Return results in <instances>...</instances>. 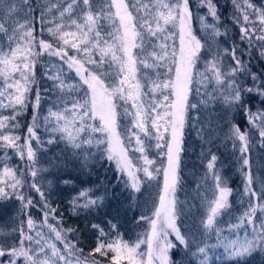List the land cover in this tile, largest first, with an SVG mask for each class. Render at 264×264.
<instances>
[{
	"label": "snow or ice",
	"instance_id": "obj_1",
	"mask_svg": "<svg viewBox=\"0 0 264 264\" xmlns=\"http://www.w3.org/2000/svg\"><path fill=\"white\" fill-rule=\"evenodd\" d=\"M189 2L190 0H102L95 6L93 0H58L45 9L47 12L55 9L59 13L53 21H48L53 25L47 31L54 42L39 39L37 43L29 18L34 11L29 0H0V107L11 108L13 112L10 117L0 116V148L15 149L21 159L25 157L26 151L29 162L27 172L32 177L30 188L43 199L44 220L41 227H47L51 234L45 237L43 232L38 231L35 237L32 236L30 233L35 222L29 216L28 233L22 222L18 242L11 246L0 243V257H10L8 264H19L18 258L23 259V264H99L98 261H90L88 257H84L83 250L67 238V233L73 229H63L48 221L49 213H55L56 210L50 209L42 186L36 182L39 170L35 168L36 150L31 144L32 140L38 146L42 144L37 135L40 128L39 115H33V122L27 127L25 137L8 132V122L16 119L19 114L18 106L20 110L26 107L27 93L35 82L37 58L45 54L58 57L79 77L78 84L67 85L60 74L62 68L55 76L51 75V70L46 72L49 79L57 82L56 86L61 92L65 88L72 92L84 89V96L73 99L70 107L58 111L49 110L44 117L45 130L59 133L60 139L72 149L94 143L109 161L116 164L118 172L127 175L126 187L132 192L141 191L143 181L138 173L142 172L147 181L156 180L161 173L163 175L152 216H141L142 220L148 222L149 229L138 236L134 243H129L120 235L108 238L103 228L93 225L94 229H99V236L92 252L105 257L111 253V264H181L170 257V251L177 244L168 237L174 235L179 245L186 249V254L190 252L193 257H197L198 264H208L209 248L217 245L210 246L207 238L214 232L219 241L218 217L230 209L229 196L232 190L223 185L222 177L216 170L218 157L212 154L207 169L214 177L215 184L211 198L205 195L206 208L201 219L204 231L198 239L195 234L182 232L177 226L178 212L174 194L185 127L191 111H198L202 104H207L205 100L194 103L190 97L196 84L214 80L217 86L215 91H219L229 108L236 104L243 105V93L235 81L236 73L243 65L233 48L231 57L236 62L235 67L226 71L222 67L221 52L218 50L211 60L206 61L205 72L195 70L201 50L205 47L210 49V46L207 42L202 43L193 32ZM205 2L211 16L216 18L212 0H201V3ZM243 3L245 7L244 24L240 27L241 40L249 38L251 43V37L257 31L255 26L247 27L253 23L247 9H252V14L257 16L262 26L258 29L261 34L255 36V39L264 41V9L257 8L250 0H243ZM25 8L28 9L27 12H24ZM21 12H24L23 22L17 19ZM103 22H107L111 31H104ZM41 23H44L43 13ZM201 23L205 31L210 30L213 39L221 35L219 28L208 24L203 17ZM69 49L74 54H70ZM223 51L227 54L229 50ZM255 79L253 75V80ZM248 91L251 92L252 89ZM199 93L200 89L196 87L195 94ZM260 94L264 96V91ZM5 100L7 103H4ZM120 102H123V116L131 118L130 126L126 125L123 129L119 123ZM39 107L40 92L37 89L34 112ZM191 119L195 121L194 117ZM248 122L258 129L264 146V112H248ZM196 123L198 121L193 123V128ZM12 127L18 128L19 125L14 124ZM250 133L251 130L242 132L239 126L232 124L227 134L233 139L234 147L235 141L240 142L242 170L249 169L243 173V196L248 197V206L238 217L237 223L230 224L229 228L236 230L251 225L253 232L246 233L243 239L237 235L236 239L223 243L228 259L237 264L257 252H264V220L259 225L256 223L260 219L257 212L264 214V203L260 202L264 201V179L258 180L261 190L256 191V181L245 155L249 151ZM197 135L204 140L203 126L197 129ZM21 140L23 144L20 143ZM152 140L156 141L157 154L162 158L159 166L147 154ZM52 142L49 139L48 143ZM130 151L140 153L138 160L142 164L134 160ZM26 183L23 170H15L7 164L0 170V201L13 197L19 200L22 215L34 203L22 191ZM81 198L84 203L77 205V200ZM102 199H92L87 191H82L79 197L73 199L74 211L76 206L89 209ZM110 226L112 230H117L116 224ZM57 241L62 248L58 247ZM142 245L146 249H142ZM193 248L195 251H192Z\"/></svg>",
	"mask_w": 264,
	"mask_h": 264
},
{
	"label": "trees",
	"instance_id": "obj_2",
	"mask_svg": "<svg viewBox=\"0 0 264 264\" xmlns=\"http://www.w3.org/2000/svg\"><path fill=\"white\" fill-rule=\"evenodd\" d=\"M239 1L212 0L216 8V18L221 33V38H217V41H219L218 45H209L210 37L207 31L201 32L198 27L196 16L204 13V10H206V2L201 3V0H190L189 2L190 11L194 16L195 33H198V37L201 40L209 39L207 42L210 49L209 47L203 48L200 59L204 57V59L208 58V60H211L213 54L219 50L221 52V60L225 61L226 59L229 61L231 67H235L236 62L231 57V50L233 48L236 49V56L243 65L242 69L235 76L236 85L240 87L243 93V105L236 104L229 108L225 106L219 91L214 92V95L208 99V95H205V93L212 91L210 85H206L203 88L199 85L194 86L193 94L190 97L192 102L195 103L200 100H205L210 105L204 107V104H202L198 111H191L190 113V119L185 127L183 151L180 158V169L178 171L181 179L179 178L176 188L179 204L185 205L187 202H190L191 206L185 212L191 211L195 213V205L197 202H195L194 197L197 196L199 179L201 178V174H203V169H207L206 165L211 155L215 154L218 157L216 170L220 172L225 184L233 190V194L229 198L232 208L230 207L220 217V223L222 225L224 223V228L227 227V220L228 226L237 222L235 220L238 219V213L235 211L238 208L236 201L240 203L239 199L241 196V186L238 182L239 175L241 176V174L236 172L238 169L239 141H235L234 147L233 139L227 135L231 127L229 124H236L243 131L246 126L245 120L248 117V112H264V96L260 94L261 91H264V55H262L264 46L260 47L259 44L255 43L254 45L251 42L253 46L250 45L249 47L247 45L249 39L241 40L240 27L244 23L242 24L243 14L241 7L237 8ZM57 2L58 0H29V4L34 9L29 18L31 20V26L34 29V35L37 38V43L39 39L54 42L53 37L47 31L49 27L53 26L48 21H53L59 16V13L55 9L51 12H47L45 9L50 4ZM101 2L102 0H93L95 6H98ZM251 2L257 8L264 9V0H251ZM251 10L247 9L249 12H252ZM27 11L28 9L25 8L24 12ZM24 12L19 13L17 17L21 22H23ZM42 13L44 23H41ZM237 20H239V23ZM105 26L107 25H104V30L110 28L109 26L107 28ZM247 27L250 28V25L248 24ZM224 49L229 50L227 54L224 53ZM69 51L70 54H74L71 49ZM52 59L59 60L58 57L37 58L35 82L31 85V89L34 91L37 92V89H39L40 98L43 103L45 100L50 99L51 96L49 94H51L50 91L53 89L54 81L50 79L47 81L45 79L47 76L46 72H49V70H51V75L56 74L50 64ZM204 59L201 64H203ZM60 63L63 66L66 65L62 61ZM222 67L226 69L223 63ZM198 69L195 68L196 71ZM65 71L66 69L64 68L62 73ZM253 75L256 77L255 80H253ZM76 81L79 82L77 75ZM1 84L2 80H0ZM196 87L200 89L199 95L195 94ZM248 89H252V91L249 92ZM27 99V109L19 110L18 106L19 114L16 119L8 122V132L13 135L25 137L27 135V127L33 122V117L31 116L37 114V110L34 112L32 109L33 105L30 103L28 97ZM4 103H7V101L5 100ZM12 115L11 108L0 107V116L10 117ZM215 116H223L221 123L217 126L211 121V118ZM191 117H194L195 121H198L195 128L192 126L195 121ZM39 123L40 128L37 130V135L40 137L42 144L38 146L35 140H32L31 144L36 150L35 168L42 171V175L36 177V182L42 186L44 198H46L50 209L56 210L55 213H49V222H56L63 229H73L72 232L67 233V236L78 248L83 250L84 255L92 253L91 257L97 261L104 264H111V253L105 257L99 253L92 252L97 245V238L99 236V229H94L92 226L99 225L108 234V238H115L117 235H120L125 241L134 243L138 236L149 228L148 222L142 220L141 216H152L154 205L158 199L159 188L162 183L161 177L157 176L156 184L146 196L144 186H150L148 183L141 184L140 192H132L130 188L126 187L127 179L125 175L121 177L122 175L117 171L114 163L109 161L102 152H96L89 162L83 163L80 161L78 152L75 154L71 153L65 143L55 140L56 137L52 140V143H48L49 139L46 138L45 128L40 119ZM14 124H18L19 127L13 128L12 125ZM201 126H203L204 140H201L197 135V129H200ZM218 130L222 134L220 141L216 143ZM209 139H211V142H209ZM20 143L23 144V140ZM260 144L264 153L261 138ZM24 158H27L26 154ZM24 158L21 159L15 149L0 148V170L3 169L5 164L16 170L23 169L24 165L22 161ZM159 162L161 163L160 159H158V164ZM28 164L29 162L26 161L27 166ZM31 191L33 192V196L30 198L34 203L30 208L24 210L23 215L21 214L19 205L21 202L14 197L9 200V203H7L8 206L0 208V227L2 228L3 222L6 221L7 228L12 229L14 232L13 236L5 233L0 234V243L11 246L14 242H18L19 228L21 227L19 220L22 222L24 218L28 219L29 216L36 221L42 220V215L44 218L43 199L38 192L33 189ZM82 191H87L92 199L98 197H102L103 199L89 209L76 206L74 211L73 199L79 197ZM134 198L136 200H133ZM83 203L84 200L82 198L77 200V205H82ZM231 214H235V219H230L229 221L228 218ZM15 223L18 224L16 227H14ZM111 224H116L117 230H112ZM178 227L182 230L184 225L178 222ZM243 228L231 232L224 229L220 234L219 241L217 236L211 239V245L217 246L209 249L208 264H237L236 261L228 259L224 252L223 243L236 239L237 235L240 239H243L245 234H248L246 226ZM26 232L28 233L27 228ZM175 244H177V247L170 251L172 260L179 261L181 264H189V261H191V264H198V260L190 252L186 254V249L182 245H179V242ZM7 259L9 257L5 256L2 261L5 262ZM18 261L19 264H23L22 259L18 258ZM239 264H264V252H257L241 260Z\"/></svg>",
	"mask_w": 264,
	"mask_h": 264
},
{
	"label": "rangeland",
	"instance_id": "obj_3",
	"mask_svg": "<svg viewBox=\"0 0 264 264\" xmlns=\"http://www.w3.org/2000/svg\"><path fill=\"white\" fill-rule=\"evenodd\" d=\"M145 2H147V0H145ZM250 2H251V0H250ZM251 3L254 4L253 2H251ZM205 5H206V10H204V13H200V15L198 14L196 16L199 30L201 32L205 31L203 29V25L201 23V17H203L204 20L208 24L216 25L219 28V32H220V27L218 26L219 23L217 22V18H213L211 16V14H210V12L208 10V7H207V3H205ZM238 5H240L241 10H242V14H243V9L245 7L244 6V3H243V0H240ZM251 11L252 12H249V11L248 12L251 14L250 15V20L253 23L252 24H249V25H250V28H252L253 26H255V28L257 29V31L253 33L252 42L254 43V45H255V43H257L261 47V46H264V41L256 40L255 39V36L261 34L258 31V29L260 27H262V26L260 25V22L257 19V16L255 14H252L253 13V10H251ZM192 16H193V14H192ZM193 20H194V16H193ZM193 20H192V29H193L194 34L198 37L199 36L198 33L197 32L195 33L196 27L194 25ZM243 23H244V21H242V24ZM103 24L108 26L107 22H103ZM107 26H105V27L107 28ZM104 31L105 32L111 31V28H109L108 30H104ZM207 34L210 37V43H209V45H218L219 44V41H217V38H221V35H219V36L215 37V39H213L212 36H211L210 30L207 31ZM248 39L249 38H245V40H248ZM207 40H209V39H207ZM207 40L203 39L201 41L204 43V42H207ZM207 45H208V42H207ZM247 45L250 47V45H252V44L251 43H248ZM42 57L43 58H51L47 54H45L43 56H40L39 58L42 59ZM97 59H98V57H97ZM203 59H204V57L201 58V59H199L198 62H197L196 68H199L197 70V72H200V73L205 72L206 61H208V58H205L204 61H203V64H201V62H202ZM50 62H51L50 64L52 65V67H53V64L55 65V67H53L54 72L56 73L55 75H57L58 73H60L61 68H62V71H63L64 68L66 69V71L64 73H61V76H62V79L65 81V83L67 85H73V84H78L79 83V82L76 81V73H75V71L69 70L67 68V65L63 66L60 63L61 61L60 60H57V59H52ZM223 66H225L226 69L231 68L229 61L226 60V59H225V61L223 60ZM161 71H163V70H161ZM70 74H72V76H70ZM209 74L211 75V73H208V75ZM55 75H53V76H55ZM45 79L47 81H49L48 76H46ZM50 80H52V79H50ZM56 84H57V82H53V89L51 87V89H52L50 91L51 94H49V96H51V97H50L49 100H45L44 103H43V101L40 98V107H39V109H37V114L39 115L40 121H41L42 125L44 126V128H45L44 117L48 115L49 110H51V111H58V110L64 109L65 107H70L71 106V102H72L73 99L82 98L84 96V89L83 88H81L79 91H74V92L69 91L68 88H65V90L63 92H61L60 89L56 86ZM196 85H199L201 88H203L206 85H210L211 86L212 91L208 92V94H210V95H208V99L212 95H214V92H216L215 91V88L217 86H216L214 80L211 81L210 83L207 82V81H205L202 84H196ZM0 86H2V84ZM27 97L29 98L30 103L32 105H34L35 102H36V91H34L33 89H30V91L27 93ZM27 102H28V99H26V103ZM120 104H121V107L119 108V111H120L121 115L119 117V123H120L121 129H123V127L126 126V125L130 126L129 125V121H130L131 118L129 117V118L126 119L123 116V102H120ZM208 105H210V103L204 105V107H206ZM225 106H227V105L225 104ZM128 107H130V104L128 105ZM26 109H27V106L23 110H26ZM32 109H31V111H32ZM31 117H33V115ZM220 117L221 116H215V117L211 118V121L213 122L214 125L217 126L219 123H221V120H222V117L223 116L219 120ZM245 122H246V126H245V128L243 129L242 132H247V131L251 130V133L249 135V151L245 155L249 159V162H250V170H251V173H252V175L254 177V180L256 181L254 183L255 190L259 192L261 190V186H260L258 180L259 179H264V153H263V151L261 149L259 131L256 128H254L252 125L249 124L248 117H246ZM51 126L52 125H49V127H51ZM229 126H231V124H229ZM45 133H46V138L47 139L54 140L55 137H56L55 140H57L59 142H63V143L66 144L65 141H63V140L60 139V134L59 133H52V132H49V131H46V130H45ZM221 134H222V132L218 130L216 143L220 141ZM85 138H87V137L85 136ZM155 143H156L155 140H152L151 141V147L148 149L147 154H148L149 158L154 159L157 162V166H159L160 162L158 164V159H160V161L162 162V158L157 154V150L155 148ZM132 144H133V147H135V141H134V139L132 141ZM239 148H240V142H239L238 150H239ZM69 150H70L71 153H74V154L76 152H78L79 157H80V161L83 162V163L89 162L90 159H91V157H93L96 152L97 153L98 152L99 153L102 152V150L100 148H98L94 143L92 145H87V144L82 145V147L80 149H72V148H69ZM165 151H166V149H165ZM25 154H26V151H25ZM130 154L133 156L134 160H136L137 163L142 164V161H139L138 160V158L140 156V153H138V152H131L130 151ZM181 155H182V152H181ZM181 155H180V158H181ZM240 156H241V153L239 151V158H238V162H237V168L238 169H237L236 172H238V174L239 173L241 174V176L239 175V180L240 181L238 180V182L240 183V186H241V194H240L241 196H240V199H239L240 203H238L236 201V203L238 204V208L235 210L238 213V217L243 213L244 209L248 206V197L243 196L244 183H245L244 182V175H243V173L246 172V171H248L249 169L248 168H244L242 170L243 161L240 159ZM26 161H27V158L26 159L24 158V160L22 161L23 162V165H24V168L23 169H20V170H23L24 171V178L28 182V183L25 184V186L23 187L22 191H23L25 197H31V196H33V192L31 191L32 189L30 188L31 178L32 177L27 172ZM164 162H166V161H164ZM114 165L116 167V164L115 163H114ZM206 168H207V165H206ZM179 169H180V163H179L178 171H179ZM41 173H42V171L39 170L38 175L39 176L42 175ZM218 173L220 174V172H218ZM18 175H19V172H18ZM121 175H122L121 177H123L125 175V177H126V179L128 181V177H127V175L125 173H121ZM138 175L140 176L141 180L143 181L142 183H148V184H150V186H144V193H145V196H146L147 194H149L151 192L152 188L154 187V185L157 182V179L156 180H152V181H147V178L143 176V173L142 172L138 173ZM177 175H178V182H179L180 173L177 172ZM159 176L161 177L162 183H163V175H162V173ZM162 183H161V186H162ZM214 184H215V181H214V177L212 176V174L208 171V169H203V174H201V178L199 179V183H198L197 196L194 197L195 198V202H197L196 205H195L196 206L195 213H193L191 211H186L185 212V210L191 206L190 205V202H187L185 205H183V204L180 205L179 204V200H178L177 195H176V192H175L174 197H175V200L177 202L176 203V208H177V212H178L177 226H178V222H180L181 225H184V228L181 230L182 232L195 234L197 236V238H200L201 233H203V231H204L203 226L201 224V219L204 216L205 208H206L205 195H207L209 198H211L212 191L214 190ZM223 185L224 186H227V184H225V181H223ZM232 194H233V190H232L231 195L229 196V198H231ZM144 199H146V198L144 197ZM9 200H3V201H1L0 202V208L5 207V206H8L7 203H9ZM133 200H136V199L134 198ZM138 201H139V199H138ZM156 201L158 202V199ZM253 202H255V201H253ZM260 202L261 203H264V201H260ZM229 204H230V207H231L230 199H229ZM19 205H20V210H21L22 205L20 203H19ZM234 206H235V204H234ZM227 211L228 210H225L224 213H226ZM185 213H186V215H185ZM258 214H259V216H258ZM234 215L235 214L229 215V218H228L229 221H230V219H235L234 218ZM257 216L260 217V219H258L257 222H256L257 225H259L260 222H261V220H264V214H262V213H260L258 211L257 212ZM220 217H218V221L219 222L217 224V227L220 229V234L224 231V229L229 230L230 232L233 231V230H230L229 226L227 225L228 220L226 221V226L227 227L224 228V223H223V225L220 223ZM43 220H44L43 215H42V220H37V221L34 220L35 227L33 228V230L30 233L32 236L35 237L36 236V233L38 231L39 232H43L45 234V237H48V236L51 235L48 232L47 227H41ZM235 220H238V219H235ZM48 221H49V217H48ZM22 222H23V228H24V230L26 232L27 219L24 218V220H22ZM22 222H21V220H19L20 226H21V223ZM51 224L58 225L56 222L51 223ZM17 225L18 224L15 223L14 224V227H16ZM148 229L149 228H147L146 231ZM243 229L245 230V228H243ZM246 229L248 231V234H252L253 229H252V226L251 225H246ZM146 231H144L143 233H145ZM3 233L8 234L9 236H13V233H14L12 229L7 228L6 221L3 222V227L2 228L0 227V234H3ZM214 237H216V234L213 232L207 238V243L210 246H211V239L214 238ZM67 238H68V236H67ZM168 238L170 240H172L173 242L175 241L174 243L178 242V241L175 240V236L174 235H169ZM56 243H57L58 247H61V248L63 247L58 241ZM141 248L142 249H146V246L145 245H142ZM211 248L212 247H210L209 249H211ZM193 251H195L194 248H193ZM83 256L84 257H88L90 261L91 260L97 261L96 259H94L93 257H91L88 254H86V255L83 254ZM3 258L4 257H0V264H8V260L10 259V257L5 262L2 261ZM195 258L198 260L197 257H195ZM20 259H22V258H20ZM22 261H23V259H22ZM99 264H104V263L99 262Z\"/></svg>",
	"mask_w": 264,
	"mask_h": 264
}]
</instances>
